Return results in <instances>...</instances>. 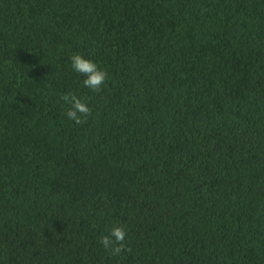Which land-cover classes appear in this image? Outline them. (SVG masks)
Here are the masks:
<instances>
[{"label":"trees","instance_id":"trees-1","mask_svg":"<svg viewBox=\"0 0 264 264\" xmlns=\"http://www.w3.org/2000/svg\"><path fill=\"white\" fill-rule=\"evenodd\" d=\"M0 264H264V0H0Z\"/></svg>","mask_w":264,"mask_h":264},{"label":"clouds","instance_id":"clouds-1","mask_svg":"<svg viewBox=\"0 0 264 264\" xmlns=\"http://www.w3.org/2000/svg\"><path fill=\"white\" fill-rule=\"evenodd\" d=\"M69 60L71 68L84 77L82 84L93 92H99L108 80L106 70L100 68L96 62L86 58L79 52L72 53ZM60 99L69 106L65 115L74 123L84 124L87 122L88 117L92 115L89 105L78 97L75 92L69 90L66 93H61ZM125 237V227L114 223L106 235L100 236L99 242L110 255L116 256L122 251L130 250L125 244Z\"/></svg>","mask_w":264,"mask_h":264}]
</instances>
